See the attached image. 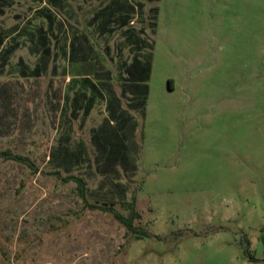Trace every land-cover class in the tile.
Segmentation results:
<instances>
[{"label":"rangeland","instance_id":"374dc122","mask_svg":"<svg viewBox=\"0 0 264 264\" xmlns=\"http://www.w3.org/2000/svg\"><path fill=\"white\" fill-rule=\"evenodd\" d=\"M6 149L0 264H264V0H0Z\"/></svg>","mask_w":264,"mask_h":264},{"label":"trees","instance_id":"16d2710c","mask_svg":"<svg viewBox=\"0 0 264 264\" xmlns=\"http://www.w3.org/2000/svg\"><path fill=\"white\" fill-rule=\"evenodd\" d=\"M0 156H2L5 159H12L17 162H21L29 166L30 168H34V164L30 161L29 157L23 156L20 154L13 153L11 150L6 149V150H0ZM36 170V168H34ZM57 173V172H56ZM64 182H67L68 180H73L76 182V190L78 192V195L81 197L83 200L85 207L90 208V209H105L109 210L112 212L113 216L115 219L120 222L123 226H125L129 231L132 232L133 237L135 238H140L142 236H145L147 232L143 230L142 228L135 225V219H138L139 213L137 212L135 208V203L134 201H129L127 203V208L129 209V215L125 216L121 214L120 212L115 211V209L112 206H106L100 205L97 203H91L87 200V186L85 184V180L76 175H67L62 178Z\"/></svg>","mask_w":264,"mask_h":264}]
</instances>
